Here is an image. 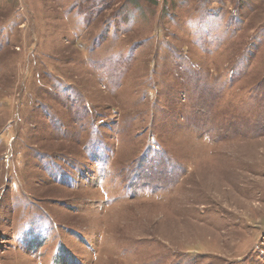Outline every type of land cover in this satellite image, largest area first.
<instances>
[{"label": "rangeland", "instance_id": "rangeland-1", "mask_svg": "<svg viewBox=\"0 0 264 264\" xmlns=\"http://www.w3.org/2000/svg\"><path fill=\"white\" fill-rule=\"evenodd\" d=\"M0 264H264V0H0Z\"/></svg>", "mask_w": 264, "mask_h": 264}]
</instances>
